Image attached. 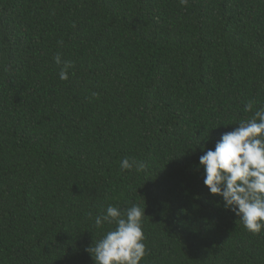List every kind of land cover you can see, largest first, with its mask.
Listing matches in <instances>:
<instances>
[{
    "label": "trees",
    "instance_id": "trees-1",
    "mask_svg": "<svg viewBox=\"0 0 264 264\" xmlns=\"http://www.w3.org/2000/svg\"><path fill=\"white\" fill-rule=\"evenodd\" d=\"M261 107L264 0H0V264H94L109 204L141 264H264L198 167Z\"/></svg>",
    "mask_w": 264,
    "mask_h": 264
},
{
    "label": "clouds",
    "instance_id": "clouds-1",
    "mask_svg": "<svg viewBox=\"0 0 264 264\" xmlns=\"http://www.w3.org/2000/svg\"><path fill=\"white\" fill-rule=\"evenodd\" d=\"M62 44V41L60 42ZM61 80H68L71 61L54 57ZM255 101L245 104L252 111ZM120 166L124 170L144 169L135 158L125 157ZM199 168L204 170V185L212 196L222 198L225 210L239 217L244 228L253 234L264 230V107L253 116L241 121L231 132L224 133L214 149H207L199 158ZM145 208L134 204L122 212L109 204L106 213L95 217V226L115 224L102 238L93 241L85 251L94 264H141L149 254L143 230Z\"/></svg>",
    "mask_w": 264,
    "mask_h": 264
}]
</instances>
